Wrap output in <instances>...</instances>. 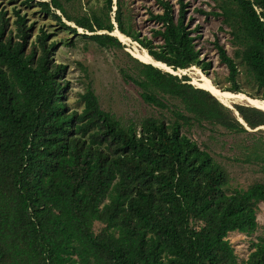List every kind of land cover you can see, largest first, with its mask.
<instances>
[{
    "label": "trees",
    "instance_id": "16d2710c",
    "mask_svg": "<svg viewBox=\"0 0 264 264\" xmlns=\"http://www.w3.org/2000/svg\"><path fill=\"white\" fill-rule=\"evenodd\" d=\"M5 2L39 7L64 29L122 51L118 71L152 111L123 122L90 84L78 93L82 108L69 109L57 43L41 28L29 41L33 23L16 6L8 29ZM101 2L72 16L60 0H0V264H240L227 236L256 230L264 181L230 187L225 164L192 135L223 129L238 140L235 161L264 168V110L226 106L188 75L133 57L111 33L174 71L199 68L225 93L264 100V0L194 9L227 28L232 55L213 41L226 83L201 55L188 1L144 5L147 33L132 2ZM243 264H264V235Z\"/></svg>",
    "mask_w": 264,
    "mask_h": 264
},
{
    "label": "rangeland",
    "instance_id": "374dc122",
    "mask_svg": "<svg viewBox=\"0 0 264 264\" xmlns=\"http://www.w3.org/2000/svg\"><path fill=\"white\" fill-rule=\"evenodd\" d=\"M60 1L67 12L72 16L89 13L91 5L94 7L102 3L101 0ZM127 1L129 3L132 2L131 5L136 9L140 27L147 33L148 27L152 23L146 19L147 16L143 6L150 4L152 0ZM171 1L176 2V0ZM186 1L189 2V13L193 16L192 26L199 25L200 32L202 33L201 38L198 39V47L201 50V55L212 62V69L216 73L215 78L226 83L224 82L226 69L219 63L213 41L217 38L226 48L228 54L232 55L233 49L230 44V35L227 33V28L223 27V29H221V18L211 15L205 17L204 14H200L194 10L196 8H201L205 12L213 10V0ZM5 6L8 9L6 14L9 20L8 29L14 28L13 22L16 17L12 11V7L16 6L20 10V14L25 15L26 24L29 25L33 23L29 41L35 39V36L40 32L41 28L47 33H50L48 42L55 41L57 43L52 51V57L55 62L66 65V70L63 75L64 78L69 81V88L65 100L69 109L80 110L82 108V103L78 99V93L82 92L84 88L90 84L98 95L102 108L113 112L116 117L123 122L128 121L130 118L137 119L152 111V108L140 99L137 88L121 77L118 67L124 64L125 55L122 51L97 46L89 38L82 35V33H89L80 28L77 29L78 34L64 29L50 14L44 13L39 7L34 5L25 7L24 5H20V3L8 4L5 2ZM114 9L115 7L113 6L111 15L112 21H114ZM56 13L60 14L58 10ZM62 21L71 27L75 26L73 22H69L65 18H62ZM67 42H72L73 44L69 45ZM124 44L126 45V49L131 50L134 56L142 60L140 55L135 51L136 47L134 46L141 48L136 42L131 43L128 39ZM195 69L199 70V68ZM201 73L212 82L213 74L208 76L203 72ZM177 74L178 76L183 74L188 75L196 86L201 87L197 79L199 75L196 70L187 69L185 72H177ZM241 96L245 97L244 95H239L238 97ZM234 103L245 104V101H232L229 104L233 106ZM197 131L198 132L194 133L192 137L196 139L198 143L204 141L210 145L213 157L217 161L223 162L227 167L230 174V187H245L256 180L264 181V168H262V166L248 165L234 160V156L238 155L235 151V143H237L238 140L233 135L227 134L225 130L220 128H215V130L209 132L207 130L201 131L200 129ZM257 222L258 226L251 234L235 231L230 232L227 236L240 264H243V261L247 258L251 249V243L256 241L258 236L264 235V203L259 204ZM101 226L100 223H97L95 228L97 229Z\"/></svg>",
    "mask_w": 264,
    "mask_h": 264
},
{
    "label": "bare ground",
    "instance_id": "6f19581e",
    "mask_svg": "<svg viewBox=\"0 0 264 264\" xmlns=\"http://www.w3.org/2000/svg\"><path fill=\"white\" fill-rule=\"evenodd\" d=\"M115 35H117L119 37V39H121L123 42H127L128 38H126L123 34H121L119 31H117L115 29V31L113 32ZM132 43V42H131ZM136 47L135 51L137 52V54L140 55V57L142 58V60L144 62H152V58L148 55L146 50H142L141 48H139L138 46H134ZM131 51V50H130ZM132 53V52H131ZM133 54V53H132ZM134 55V54H133ZM136 57V56H135ZM139 59V58H137ZM140 60V59H139ZM141 60V61H142ZM158 66L160 67H166L164 64L161 63H156ZM167 68V67H166ZM169 69V68H167ZM194 70L197 71L199 77H197L198 81L200 82V86L204 89H208L210 91H212L217 97H220L224 102L226 103H231L232 101H239V100H247L249 101V103H251L252 105H255L257 107H260L262 109H264V101H256V100H252V99H248L245 97H238L236 94H232V93H228V92H223L221 91L219 88H217L216 86L213 85V83L211 82L210 79H208L206 76H204L199 70L195 69ZM186 71V70H185ZM182 69H178L177 72H185ZM176 72V73H177ZM196 78V77H194ZM195 85V84H194ZM199 87V86H198ZM251 105V106H252Z\"/></svg>",
    "mask_w": 264,
    "mask_h": 264
},
{
    "label": "water",
    "instance_id": "95a60500",
    "mask_svg": "<svg viewBox=\"0 0 264 264\" xmlns=\"http://www.w3.org/2000/svg\"><path fill=\"white\" fill-rule=\"evenodd\" d=\"M116 0H114V2H115ZM114 25H116L115 24V22H114ZM117 31H119L117 28H115ZM112 35H114L113 33H111ZM122 34V33H121ZM118 39H119V37L117 36V35H115ZM125 36V35H124ZM126 37V36H125ZM126 38H128V37H126ZM129 40H130V38H128ZM122 43H124L121 39H119ZM131 41V40H130ZM132 42V41H131ZM125 50L128 52V53H130L133 57H135L132 53H131V51L129 50V49H126L125 48ZM151 57V56H150ZM135 58H137V57H135ZM152 58V57H151ZM153 59V58H152ZM141 61V60H140ZM142 62H144V61H142ZM144 63H149V64H152V65H154V66H156V67H159V68H162V69H164L165 71H168V72H170V73H172V74H175V75H178L177 73H176V71H174L171 67H169V66H167L166 64H164V63H162V62H160V61H156V60H152V62H144ZM156 63H161V64H164L167 68H169V69H167L166 67H160V66H158ZM200 70V69H199ZM201 71V70H200ZM202 72V71H201ZM192 84H194L192 81H190ZM198 87V86H197ZM200 88H202V87H200ZM206 90H208V89H206ZM208 91H210V90H208ZM220 102H222L223 104H225L226 106H228V107H230V108H233V106L232 105H230V104H227L226 102H224L220 97H217L212 91H210ZM227 92H229V91H227ZM229 93H232V92H229ZM235 94H237V93H235ZM240 94H242V95H244L246 98H249V99H254V100H260V99H255V98H250V97H248L247 95H245V94H243V93H240ZM260 101H264V100H260ZM245 104H247V105H252L251 103H249V101H247V100H245ZM252 106H255V105H252ZM255 107H257V106H255ZM257 108H260V107H257ZM260 109H262V108H260ZM262 110H264V109H262ZM237 113V112H236ZM240 121H241V119H240Z\"/></svg>",
    "mask_w": 264,
    "mask_h": 264
},
{
    "label": "clouds",
    "instance_id": "9594fccd",
    "mask_svg": "<svg viewBox=\"0 0 264 264\" xmlns=\"http://www.w3.org/2000/svg\"><path fill=\"white\" fill-rule=\"evenodd\" d=\"M177 71V70H176Z\"/></svg>",
    "mask_w": 264,
    "mask_h": 264
}]
</instances>
